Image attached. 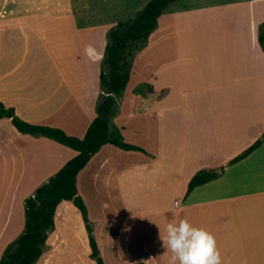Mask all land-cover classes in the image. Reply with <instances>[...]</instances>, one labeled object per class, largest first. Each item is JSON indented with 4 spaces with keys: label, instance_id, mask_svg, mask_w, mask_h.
<instances>
[{
    "label": "crops",
    "instance_id": "0c3cea01",
    "mask_svg": "<svg viewBox=\"0 0 264 264\" xmlns=\"http://www.w3.org/2000/svg\"><path fill=\"white\" fill-rule=\"evenodd\" d=\"M88 1L83 8L91 11L82 15L69 6L45 10L42 0H0V101L28 122L62 128L78 137L97 116L107 32L123 21L105 20L98 14L101 7H91ZM170 6L146 43L139 45L143 47L137 57H146L145 66L136 60L130 73L131 82L134 72L141 74L144 82L165 94L143 106L140 94L125 89L111 118L113 126L146 152L105 145L78 176L79 194L89 215L99 213L92 228L105 264H168L170 251L161 252L155 225L144 223L151 214L164 213L165 225L187 219L227 241L233 230L228 226L232 198L259 191L252 181H264V143L229 165L264 133V47L258 32L264 23V0H229L202 8L190 5V9ZM114 8L122 13L127 7L117 0ZM163 24L172 26L173 45L157 43L167 35ZM143 129L153 133L147 145L134 140L142 137ZM244 133L247 139L242 142ZM179 140L182 149L176 146ZM202 141L204 150L196 152L194 145ZM229 143L233 152L215 154V148H231ZM76 154L54 139L21 133L10 118L0 119V165H4L0 193L11 198L0 204V227H15V196L21 198L23 209L27 194L18 190L27 176L19 165L26 169L28 162V173L46 182ZM223 166L222 176L187 195L197 171ZM159 174L169 184L162 193L176 197L166 203L138 204V182ZM102 211L110 213L103 218ZM19 217L23 220V212ZM22 231L6 239L0 260ZM44 250L43 246L42 257Z\"/></svg>",
    "mask_w": 264,
    "mask_h": 264
},
{
    "label": "trees",
    "instance_id": "16d2710c",
    "mask_svg": "<svg viewBox=\"0 0 264 264\" xmlns=\"http://www.w3.org/2000/svg\"><path fill=\"white\" fill-rule=\"evenodd\" d=\"M177 1L179 0H150L134 18L118 22L108 30L107 46L101 62L102 91L97 103V116L83 137L69 135L62 128L28 122L17 115L14 107H7L0 101V119L10 118L21 133L54 139L77 152L26 199L24 230L6 248L0 264H37L43 255V246L54 225L58 208L65 201H73L81 211L89 234L91 256L98 264H105L93 233L89 209L79 194L78 176L105 145L111 144L126 151L146 152L143 147L127 142L118 127L111 126V118L117 105L115 94L123 92L130 81L129 55L133 47L148 40L158 27L159 18ZM259 41L264 47V30L259 35ZM263 143L264 133L250 147L234 157L229 165L247 158ZM224 172V166L216 170L197 171L189 182L187 195L195 188L219 178Z\"/></svg>",
    "mask_w": 264,
    "mask_h": 264
},
{
    "label": "rangeland",
    "instance_id": "374dc122",
    "mask_svg": "<svg viewBox=\"0 0 264 264\" xmlns=\"http://www.w3.org/2000/svg\"><path fill=\"white\" fill-rule=\"evenodd\" d=\"M67 0H57L56 4H52L50 2H53V0H42L41 4H45V10H51L53 9V6L57 5V10H63L66 9L67 6H69V10H73V12L77 14H84L87 11L85 8H83V4L87 0H68L69 5L65 3ZM67 1V3H68ZM92 1V2H91ZM117 0H90L88 1L87 5H90L92 7V4H94L97 7H101V10L99 11V15L106 16L107 21L112 20L118 21V20H129L136 16L138 11L143 9L147 2L149 0H131L130 6L128 5V0H120L121 4L123 6H126V10L120 13L119 8H114V3ZM229 0H179L178 2L174 3V5L170 6L171 9L174 8H189L190 5L195 6V8H202L206 6H212L217 4H223L228 2ZM49 2V3H48ZM125 8V7H124ZM135 9L134 13H132V9ZM138 8V9H137ZM169 8V9H170ZM188 10V9H186ZM166 22H169V19H164ZM111 22V21H110ZM165 26V32L166 36L161 37L157 43H169L173 45V36L172 32L170 33V29H172V26L170 24ZM167 26V27H166ZM176 27V24L174 28ZM264 30V23L259 25V35L261 31ZM163 32V35L164 33ZM145 42H139L136 44L135 47H133V50L129 56V61L131 64L130 73L134 71L135 61L140 65L145 66L146 57H142L140 60L137 57L138 53L142 50L139 46L141 44H145ZM138 49V50H137ZM264 49V48H263ZM135 50V52H134ZM137 51H139L137 53ZM203 66H205V61L203 62ZM133 68V69H132ZM144 76L141 74H133L132 82L130 81L128 84V88H126L127 92H129L130 87L136 91V93L140 94L143 98L142 104L143 106H147L150 100H154L155 98L162 97L165 92L164 91H158L155 89V87L150 82H144ZM143 81V82H141ZM122 95H124V92H122L120 95L115 96V99L122 100ZM156 100V99H155ZM98 103V102H97ZM119 106L115 107L114 114L118 112ZM97 108V107H96ZM97 112V111H96ZM97 115V113H96ZM142 115V113H141ZM129 125V123L127 122ZM111 126H113L111 122ZM145 130V129H143ZM157 131V130H155ZM146 130L142 132V137L135 138L134 140L140 142L142 140L143 145H147L148 135L149 140L151 142V137H153L152 134H146ZM123 134V133H122ZM145 134V135H144ZM125 140L127 142L132 143V139L130 136L123 135ZM179 137H181L179 135ZM141 138V139H140ZM155 138V137H154ZM157 138V137H156ZM242 138V142H244L247 138ZM201 145H194L196 152H201L204 150L205 143L202 141L200 142ZM216 143V142H215ZM220 145H224V141H217ZM178 149L183 148L182 140H179ZM229 146H231V143H229ZM217 151L215 154H221L224 152H233L232 146L231 148H215ZM152 156V155H151ZM186 166L188 167L189 164L186 160L185 162ZM20 169H23V172L25 173L26 179L23 183V181L19 182L20 188L18 191L20 193L26 192V199L27 196H31L34 193H30V189H32L34 186H38L40 184H43L45 181L36 179V177L30 175L28 172V169L30 168V164L27 162L25 163V167H22L23 165H19ZM4 168V165H0V175L4 173L2 170ZM30 178V179H29ZM35 178V179H34ZM146 179H142L138 182L137 185V202L138 204H160V203H166L172 199L174 195H168L166 193H162V190H167V187L169 186L168 183H166L165 179L161 178V174L159 175H152L146 176ZM232 179V178H231ZM156 180V181H155ZM17 180L15 183L17 184ZM114 182V181H113ZM252 182H255L254 184L259 187V191H253L250 194L246 196L241 197H234L231 200V203L234 207V211L231 214V219L229 221V227L233 230L229 231L226 238L227 241L221 242L220 238H218L219 234L216 235V238L219 239L218 246L221 251L222 257H223V264H264V181H258L253 180ZM41 186V185H40ZM173 186L172 185L169 189L171 190V193H173ZM0 189H1V183H0ZM162 189V190H161ZM31 194V195H29ZM19 195V192H18ZM176 197V196H174ZM9 198L6 195L3 196L0 193V204L2 205L3 200H8ZM11 199V198H10ZM21 199V198H20ZM18 196H15V205L18 206L17 209V219L15 222V227L13 228H1L0 227V253L2 252V247L4 245V242L7 238H10V235H15L19 232H21L24 229L25 226V202L23 205V209L20 208V200ZM0 205V207H1ZM21 212H23V220L19 217L21 215ZM110 212H104L102 211L103 218L106 217ZM96 216L99 217V213H93V215H89L91 219V223L94 222V218ZM153 222L155 225V239H158L163 235H166V225H165V216L164 213L159 214H151L148 216L147 220L144 221V223L150 225ZM160 229H159V227ZM218 227H221V224L217 225ZM44 253L45 255L42 257L41 263L44 264L45 260H48L47 264H98L96 260L90 255H87V249L89 248L91 250L90 242H89V234L86 230L85 222L83 220V216L79 208L75 205L73 201H65L63 202L57 211L55 222L51 230L49 231L48 240L46 244L44 245ZM161 252L163 253L165 248L161 247ZM89 250V251H90ZM92 252V250H91ZM171 257V252L169 253V258ZM163 264H165V261H162ZM169 264V260L167 261Z\"/></svg>",
    "mask_w": 264,
    "mask_h": 264
},
{
    "label": "clouds",
    "instance_id": "9594fccd",
    "mask_svg": "<svg viewBox=\"0 0 264 264\" xmlns=\"http://www.w3.org/2000/svg\"><path fill=\"white\" fill-rule=\"evenodd\" d=\"M165 231L160 238L166 252H171L169 264H223L216 237L207 229L181 219L168 223Z\"/></svg>",
    "mask_w": 264,
    "mask_h": 264
}]
</instances>
